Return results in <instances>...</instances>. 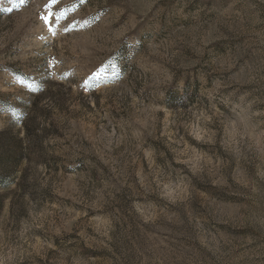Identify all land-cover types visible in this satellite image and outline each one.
I'll list each match as a JSON object with an SVG mask.
<instances>
[{"label":"rangeland","instance_id":"1","mask_svg":"<svg viewBox=\"0 0 264 264\" xmlns=\"http://www.w3.org/2000/svg\"><path fill=\"white\" fill-rule=\"evenodd\" d=\"M48 3L0 0V264H264V0Z\"/></svg>","mask_w":264,"mask_h":264},{"label":"snow or ice","instance_id":"2","mask_svg":"<svg viewBox=\"0 0 264 264\" xmlns=\"http://www.w3.org/2000/svg\"><path fill=\"white\" fill-rule=\"evenodd\" d=\"M21 2H23V0H21ZM80 2L82 3L83 0H80ZM58 3V0H49V3L45 5V8L48 9V13L46 16H42V19L44 20V22L46 24H50V18H54V19H59L61 16H65L64 12H60L59 14L56 11H53L49 6H55ZM51 31V27L49 29Z\"/></svg>","mask_w":264,"mask_h":264},{"label":"trees","instance_id":"3","mask_svg":"<svg viewBox=\"0 0 264 264\" xmlns=\"http://www.w3.org/2000/svg\"><path fill=\"white\" fill-rule=\"evenodd\" d=\"M27 126L25 125L24 126V128L26 129L25 131L26 132H24V138L25 139H27L28 140V144H33V143H36V142H38V139H39V137H40V135L39 134H35L34 136H30L29 134H28V132H27V128H26ZM22 139H20V141H21ZM19 143V142H18ZM23 143V142H22ZM21 144V143H20ZM18 147L20 146L19 144H16ZM20 150H21V148H20ZM8 165H9V163H6V164H4V165H1L0 166V171H1V169H7V167H8ZM0 179H1V177H0ZM1 183L2 182H0V185H1Z\"/></svg>","mask_w":264,"mask_h":264}]
</instances>
